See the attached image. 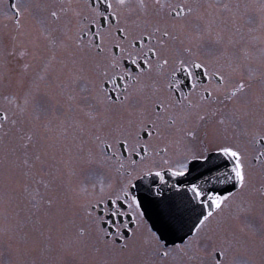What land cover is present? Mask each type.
<instances>
[{"label": "snow or ice", "instance_id": "snow-or-ice-1", "mask_svg": "<svg viewBox=\"0 0 264 264\" xmlns=\"http://www.w3.org/2000/svg\"><path fill=\"white\" fill-rule=\"evenodd\" d=\"M4 5L0 216L10 241L22 199L39 236L70 224L97 255L91 264H264V224L251 220L257 210L264 219V61L249 67L192 0ZM257 7L264 14V0ZM69 163L91 189L73 190L70 220L59 167ZM39 244L25 233L6 264H52L27 259Z\"/></svg>", "mask_w": 264, "mask_h": 264}, {"label": "rangeland", "instance_id": "rangeland-1", "mask_svg": "<svg viewBox=\"0 0 264 264\" xmlns=\"http://www.w3.org/2000/svg\"><path fill=\"white\" fill-rule=\"evenodd\" d=\"M214 3V0H200L196 5L199 4L203 6L202 8H207V5H214ZM251 6L255 8L254 3H251ZM3 22L6 21L0 17V30L3 29ZM231 36L236 42L235 47L239 49V51L244 50L247 52L248 59L245 63L253 69L259 68L261 62L264 61V17L256 26L249 25V28L244 31H235ZM256 75L259 76V72H257ZM256 87L259 88V84H257ZM80 118H82V116ZM71 132H73V129H70V133ZM75 134L80 135L78 131H76ZM84 138H87L86 134ZM65 159H67V157H65ZM59 167L60 171L63 173L62 181L64 184L61 199L67 203L68 212L66 217L70 220L73 211V190L79 193L81 197H85L86 193L83 189L87 187L89 191L91 190L90 181L87 179L86 173L79 169H77L76 174L73 175L72 165L70 163L67 165L61 164ZM14 211L18 213V215L11 218L9 222L15 227L16 238L11 241L8 239V235L3 231L6 222L3 216H0V264H6L9 259H15V256L9 251V245L11 244L15 247L17 240L22 238L25 233L37 237L40 241L39 249L29 255L27 259L51 261L52 264H91L94 259L98 258L97 255L90 250H81L76 245V231L70 224L64 230L54 231L51 234L45 231L44 236H39L38 233L34 231V228L39 227V225L35 223L36 215L32 214L34 210L30 211L26 203L21 199L17 202ZM255 212L259 213L258 210ZM255 222L252 220V224L254 225L252 227L259 231L261 226L260 224L255 226ZM241 227L245 228V231H249L245 222L237 224V228ZM49 235L52 237L51 241L48 240ZM222 235V233H219L218 236L213 237V241L219 242V238ZM49 243L51 244V251L48 250ZM192 264H194V261Z\"/></svg>", "mask_w": 264, "mask_h": 264}, {"label": "flooded vegetation", "instance_id": "flooded-vegetation-1", "mask_svg": "<svg viewBox=\"0 0 264 264\" xmlns=\"http://www.w3.org/2000/svg\"><path fill=\"white\" fill-rule=\"evenodd\" d=\"M198 1L200 0H192L193 5L196 6ZM10 2H12V0H5L4 6L6 7ZM214 2L213 8H201L200 10L210 12L212 14V18L215 20V29L224 30L223 34L226 37L231 36V34L233 35L235 31H244L245 29L249 28V25L256 26L264 17V14H262L257 7L261 0H214ZM251 3H254L255 8H252ZM225 4L229 6L228 9L223 8V5ZM245 4L250 5V7L245 9ZM237 5H240V7L237 8ZM5 23L6 22H3L2 26ZM232 50L239 52V49L236 47ZM150 179L151 178L147 180L148 182H145V186H150ZM151 186H153V188L155 187V185ZM135 191L136 190H134V192ZM251 220L254 222L256 221L255 226L258 224H260V226L264 224V219L261 218L260 213L254 212ZM252 226L254 225L252 224ZM256 231H258V229ZM218 235L219 233L217 232L209 233L212 241L214 240L213 237ZM194 264H198V260L194 261Z\"/></svg>", "mask_w": 264, "mask_h": 264}, {"label": "water", "instance_id": "water-1", "mask_svg": "<svg viewBox=\"0 0 264 264\" xmlns=\"http://www.w3.org/2000/svg\"><path fill=\"white\" fill-rule=\"evenodd\" d=\"M147 180H145V181H141V182H139V183H142V184H145V182H146ZM148 182V181H147ZM145 186V185H144ZM145 187H148V186H145ZM153 187V186H152ZM143 195H147V194H144L143 193Z\"/></svg>", "mask_w": 264, "mask_h": 264}]
</instances>
